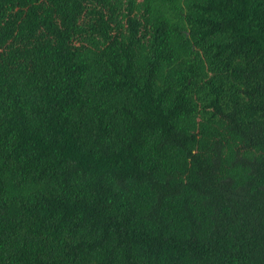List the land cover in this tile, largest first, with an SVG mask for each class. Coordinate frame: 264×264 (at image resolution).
Masks as SVG:
<instances>
[{
	"label": "trees",
	"instance_id": "trees-1",
	"mask_svg": "<svg viewBox=\"0 0 264 264\" xmlns=\"http://www.w3.org/2000/svg\"><path fill=\"white\" fill-rule=\"evenodd\" d=\"M0 264H264V0H0Z\"/></svg>",
	"mask_w": 264,
	"mask_h": 264
}]
</instances>
